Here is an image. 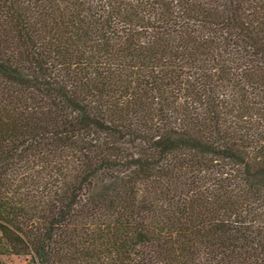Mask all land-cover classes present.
<instances>
[{"label": "trees", "instance_id": "obj_1", "mask_svg": "<svg viewBox=\"0 0 264 264\" xmlns=\"http://www.w3.org/2000/svg\"><path fill=\"white\" fill-rule=\"evenodd\" d=\"M264 264V0H0V264Z\"/></svg>", "mask_w": 264, "mask_h": 264}, {"label": "rangeland", "instance_id": "obj_2", "mask_svg": "<svg viewBox=\"0 0 264 264\" xmlns=\"http://www.w3.org/2000/svg\"><path fill=\"white\" fill-rule=\"evenodd\" d=\"M14 264H26L23 259H14Z\"/></svg>", "mask_w": 264, "mask_h": 264}]
</instances>
